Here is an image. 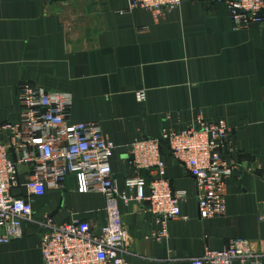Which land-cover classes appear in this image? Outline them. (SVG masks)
<instances>
[{"label":"crops","instance_id":"0c3cea01","mask_svg":"<svg viewBox=\"0 0 264 264\" xmlns=\"http://www.w3.org/2000/svg\"><path fill=\"white\" fill-rule=\"evenodd\" d=\"M127 7L128 0H0V124L18 122L23 84L71 94L70 122L101 127L113 145L112 176L124 191L127 179L146 176L130 169L128 144L178 133L198 117L224 120L232 132L223 151L232 169L225 215L199 218L195 182L163 145L165 177L186 194L181 217L168 221V238L158 240L147 203L118 202L124 259L190 264L205 248L223 250L237 239L263 253L264 26L233 31L222 0L185 1L157 21L144 10L118 13ZM139 90L146 92L143 103L135 100ZM47 217L54 225L86 221L97 231L106 223L104 198L78 193L68 176L63 188L34 201L22 236L0 245V264H43Z\"/></svg>","mask_w":264,"mask_h":264},{"label":"built area","instance_id":"2783aa9c","mask_svg":"<svg viewBox=\"0 0 264 264\" xmlns=\"http://www.w3.org/2000/svg\"><path fill=\"white\" fill-rule=\"evenodd\" d=\"M185 1L189 0H128V7L118 13L144 10L157 21ZM222 1L233 31L252 24L264 26V0ZM17 100L18 122L0 124V245L20 238L22 222L32 218L34 201L48 189L63 188L72 175L78 193L103 196L106 223L96 231L86 221L54 225L47 217L48 231L39 244L43 264H127V232L118 202L147 203L160 226L158 240L168 238V221L181 217L180 203L186 194L173 190L165 177L163 145L195 182L199 218L225 215V182L232 169L225 164L223 151L232 132L224 120L206 122L198 117L178 133L162 131L158 139L144 138L128 144L130 169L144 171L146 176L127 179L126 190L119 191L110 166L113 145L99 125L70 122L71 94L23 84ZM135 100L143 103L146 92L136 91ZM22 168L26 170L24 181ZM263 258L264 252L237 239L223 250L205 248L200 256L190 259V264H262Z\"/></svg>","mask_w":264,"mask_h":264},{"label":"water","instance_id":"95a60500","mask_svg":"<svg viewBox=\"0 0 264 264\" xmlns=\"http://www.w3.org/2000/svg\"><path fill=\"white\" fill-rule=\"evenodd\" d=\"M65 0H53L54 3H57V2H63Z\"/></svg>","mask_w":264,"mask_h":264}]
</instances>
